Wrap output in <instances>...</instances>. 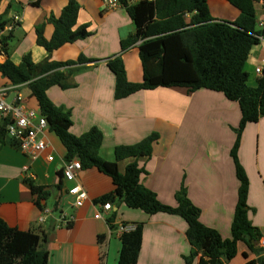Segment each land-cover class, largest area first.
Masks as SVG:
<instances>
[{
    "label": "crops",
    "instance_id": "obj_1",
    "mask_svg": "<svg viewBox=\"0 0 264 264\" xmlns=\"http://www.w3.org/2000/svg\"><path fill=\"white\" fill-rule=\"evenodd\" d=\"M68 1L0 0V15L7 11L8 19L18 18L10 31L9 55L0 51V64L8 59L19 64L26 55L37 65L47 59L76 61L81 55L97 60L69 69L63 81L67 89L53 87L47 91L54 105L71 113V134L81 136L97 128L103 136L99 154L110 162L115 160L117 146L133 145L152 133L158 134L151 157L138 160L147 172L141 183L157 195L159 202L172 207L176 206L175 193L184 186L188 199L200 210V222L218 231L223 239H230L239 185L230 154L241 120L238 103L227 100L222 93L208 90L188 93L182 88L141 91L115 100V76L107 66L110 59L121 58L129 82L143 80L140 42L121 52V42L135 32V24L122 7L109 10L102 0H75L80 6L75 28L87 25L90 36L48 54L36 44L35 29L51 15L58 18ZM207 4L215 20L235 22L239 17V11L226 0H207ZM255 9L257 22L264 25L261 1L255 4ZM52 34L53 26L46 24L45 39L50 40ZM263 66L264 40L251 49L244 66L249 86L257 85L260 76L255 70ZM0 78V83L7 81ZM28 95L26 107L39 112L37 102L30 92ZM44 137L49 148L36 160L20 152L8 137L0 147V219L23 232L41 226L46 231L47 264H117L121 234L118 227L122 223L144 224L137 264H185L190 245L185 236L187 225L181 217L163 213L150 216L120 203L111 205L109 216L94 218L101 211V203L96 204L95 200L114 191L112 180L95 168L77 174L74 183L85 190L87 200L79 208L70 207L72 197L63 193L70 184L60 175L65 148L49 129ZM47 155L53 156L52 162L46 160ZM237 156L249 180L248 218L264 237V118L244 127ZM133 161L119 162V172L124 173ZM30 175L35 185L49 192L47 199L40 202L41 208L25 183ZM59 183L61 191L56 189ZM50 199L53 203L50 209L74 218L70 227H57L53 220L38 224L40 211ZM113 213L110 229L107 220ZM99 235L107 237L103 245L98 241ZM258 257L239 242L235 258L226 264H245ZM192 264H199L198 258Z\"/></svg>",
    "mask_w": 264,
    "mask_h": 264
},
{
    "label": "trees",
    "instance_id": "obj_2",
    "mask_svg": "<svg viewBox=\"0 0 264 264\" xmlns=\"http://www.w3.org/2000/svg\"><path fill=\"white\" fill-rule=\"evenodd\" d=\"M226 1L240 13L235 22L213 19L207 0H142L135 4H129V0H118L135 24V32L121 42V52L140 42L138 50L143 80L141 83L129 82L120 57L110 59L107 66L115 76V100L141 91L182 88L188 93L199 90L222 93L227 100L238 103L241 120L230 154L239 185L230 239H223L218 231L200 222V210L190 202L184 186L175 193L176 206L172 207L159 202L157 195L141 183L142 176L147 172L139 166L138 160L151 157L153 144L159 139L158 134L152 133L133 145L117 146L114 150L115 160L111 162L99 154L103 136L97 128H91L81 136L71 134V113L54 105L47 91L53 87L67 89L63 81L69 69L97 60L81 55L76 61L55 62L47 59L37 65L26 55L19 64L9 59L0 64V75L15 86L26 87L30 97L37 102L39 115L46 120L49 131L58 137L65 148L64 161L76 159L82 170L95 168L112 180L114 191L96 199V204L121 203L150 216L170 214L186 222L185 236L190 252L185 264H192L197 258L199 264H226L235 258L239 242L259 256L245 264H264V250L258 246L261 234L248 218L249 180L237 156L244 127L264 118V66L255 87L248 85L249 74L244 70L251 49L264 40V26L259 27L255 9L259 1L264 8V0ZM79 9L75 0H69L58 18L53 15L47 17L35 29L36 44L50 54L66 44L88 38L87 25L75 28ZM10 23L5 11L0 15V31ZM46 24L53 26L50 40L43 35ZM11 40V32L0 38V51L7 56ZM7 124V120L0 121V147L7 138ZM127 159L134 161L126 166L124 173L119 172L118 163ZM25 183L41 208L40 202L47 199L49 192L30 179H26ZM56 189L61 191L62 184L59 183ZM114 217L113 213L107 220L110 229H113ZM121 225H132L134 229L120 234L117 264H137L144 224ZM45 236L46 231L41 226L34 231L23 232L0 219V264H47L49 251ZM106 238V235H99V243L103 245ZM105 258L106 251L101 254V261L104 262Z\"/></svg>",
    "mask_w": 264,
    "mask_h": 264
},
{
    "label": "built area",
    "instance_id": "obj_3",
    "mask_svg": "<svg viewBox=\"0 0 264 264\" xmlns=\"http://www.w3.org/2000/svg\"><path fill=\"white\" fill-rule=\"evenodd\" d=\"M105 7L109 10H115L120 8L121 5L118 0H102ZM142 0H129V4H135ZM18 18L14 17L11 23L0 31V38L5 33L10 32L16 23ZM259 27H263L262 23H258ZM255 73L261 76L262 69L256 68ZM1 76V75H0ZM6 79V78H5ZM1 80V78H0ZM4 83H0V121L7 120L6 136L9 140L13 141L15 146L24 155H27L30 159L36 160L40 155L45 154L49 148L48 142L45 140L44 133L48 130L46 120L39 115L35 110L27 108L21 103V96L17 90L20 86L13 85L8 79ZM46 160L48 162L53 161L52 155H47ZM82 170L81 164L78 160L64 161L62 164V178L70 186L63 190L67 196L72 197L70 207L79 208L83 206L87 200V193L78 184L74 183L77 174ZM28 171V168H25ZM33 176L30 175L29 179ZM101 211H97L94 218L97 220L103 219V215L109 216L112 212V206L110 203L101 204ZM49 220H53L57 227H68L72 224L74 218L63 212H56L50 208L43 207L38 217V224L44 225ZM134 226L119 225L118 231L120 233L133 230ZM259 248L264 250V237H261L258 242Z\"/></svg>",
    "mask_w": 264,
    "mask_h": 264
},
{
    "label": "rangeland",
    "instance_id": "obj_4",
    "mask_svg": "<svg viewBox=\"0 0 264 264\" xmlns=\"http://www.w3.org/2000/svg\"><path fill=\"white\" fill-rule=\"evenodd\" d=\"M28 89L27 88H24V89H21L20 90V92H19V94H20V96H21V103L23 104V105H25L26 106V104H28L29 102H28V100H27V97H29V95H28ZM170 117H172L173 118V116H170ZM171 118V119H172ZM47 207L48 208H52L53 206V203H52V200L50 199V200H48V202H47Z\"/></svg>",
    "mask_w": 264,
    "mask_h": 264
}]
</instances>
